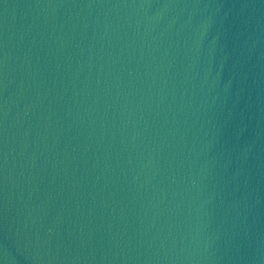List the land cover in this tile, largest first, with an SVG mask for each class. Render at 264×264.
Segmentation results:
<instances>
[{"label":"water","instance_id":"1","mask_svg":"<svg viewBox=\"0 0 264 264\" xmlns=\"http://www.w3.org/2000/svg\"><path fill=\"white\" fill-rule=\"evenodd\" d=\"M0 264H264V0H0Z\"/></svg>","mask_w":264,"mask_h":264}]
</instances>
